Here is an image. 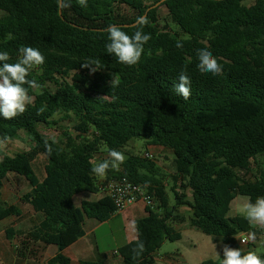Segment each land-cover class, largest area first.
<instances>
[{
  "label": "trees",
  "instance_id": "1",
  "mask_svg": "<svg viewBox=\"0 0 264 264\" xmlns=\"http://www.w3.org/2000/svg\"><path fill=\"white\" fill-rule=\"evenodd\" d=\"M160 1L88 0L83 9L72 0L61 16L57 0H0L5 13L0 19V52H8V62L15 63L18 49L31 46L46 58L28 77L40 85L29 89L34 99L28 110L13 120L0 116V137L15 141L23 133L33 144L14 156L0 152V222L23 218L19 206L2 199L10 174L27 181L30 190L20 201L42 218L33 227L6 231L9 240L19 239V257L39 244L55 247V256L46 264H71L62 252L84 236V221L103 223L117 212L106 195L80 206L74 197L101 191L91 169L102 147L122 152L134 139L173 153L172 192L176 205L191 199L183 205L192 212V228L213 237L222 249L225 244L243 249L236 236L259 234L245 217L229 215L237 196L250 197L253 203L264 196V170L252 176V163L264 158V0L249 5L247 0H166L151 9ZM119 6L135 16L123 19ZM161 7L180 34L160 25ZM145 14L148 24L143 31L151 39L140 62L132 67L119 63L106 52L107 27L117 25L132 35L136 26H122L135 24ZM201 48L218 59L220 75L200 73L196 50ZM87 60H98L100 69L82 67ZM182 70L191 78L188 100L173 91ZM113 75L119 82L111 86ZM57 114L62 115L60 121L71 116L77 120L78 136L65 132L54 142L39 131L40 125H57L53 119ZM46 140L51 155L46 153ZM122 177L145 186L155 205L146 207L147 217L135 222L137 239L118 254L122 264H153V254L165 241L181 240L175 226L184 219L174 214L177 207L170 205L153 162L130 155L119 170L107 172L103 183ZM138 240L145 247L134 258ZM259 256L264 260V253ZM222 259L221 250L218 260L202 264H221Z\"/></svg>",
  "mask_w": 264,
  "mask_h": 264
},
{
  "label": "clouds",
  "instance_id": "2",
  "mask_svg": "<svg viewBox=\"0 0 264 264\" xmlns=\"http://www.w3.org/2000/svg\"><path fill=\"white\" fill-rule=\"evenodd\" d=\"M75 2L83 9L88 7V0H75ZM57 5L62 11L71 7L72 0H57ZM147 24L148 19L146 17H137V30L132 35H129L117 25H109L106 29L108 33V42L105 45L106 52L113 55L121 64L129 67L137 65L144 54L145 45L151 39V34L143 31V27ZM9 38H11V34H9ZM177 47L182 48L183 45L178 43ZM18 53L17 62L9 63L8 61L11 59L9 53L6 51L0 52V116L5 120H13L23 115L28 110V106L33 103L34 98L29 94V89L38 88L40 85L34 79H28V77L32 70L42 66L46 59L38 48L31 46H21ZM196 55L199 61L197 68L201 74L220 75L222 73V66L209 49H197ZM81 66L90 69L92 72L100 69L98 60H87ZM118 82L116 76L113 75L110 81L111 86L118 84ZM173 91L184 100L191 97V78L185 71L182 70L178 74ZM45 110L46 106L41 107L38 109L37 115L43 114ZM8 140L7 135L0 137V146L5 145ZM45 149L48 155L52 154V147L47 140L45 141ZM108 157V159L98 162L92 167L93 174L104 177L109 170H119L126 160L124 153L116 149H109ZM236 210L238 213L242 211L245 219L250 224L264 226V196H258L254 203L250 197L245 198V202L238 205ZM236 238L241 245L249 241L254 242L255 233H249L245 238L238 236ZM144 247V243L138 240L136 248L132 250L134 258L143 253ZM222 251L221 264H264V260L255 251L244 253L241 247L234 248L227 244L223 245ZM217 255L219 256L218 253Z\"/></svg>",
  "mask_w": 264,
  "mask_h": 264
},
{
  "label": "rangeland",
  "instance_id": "3",
  "mask_svg": "<svg viewBox=\"0 0 264 264\" xmlns=\"http://www.w3.org/2000/svg\"><path fill=\"white\" fill-rule=\"evenodd\" d=\"M253 0H247L245 4L249 5ZM119 14L123 19L127 20L135 16L133 12L126 9L124 6H119ZM5 16V13L0 11V19ZM159 22L162 27L167 26L168 30L172 34H180L179 28L172 23L169 18V14L166 8L161 7L158 11ZM51 90H54V86H50ZM62 115L57 114L53 119L58 122L55 126H45L40 125L39 131L48 139L54 141H61L63 134L65 132L69 133L73 137L78 136L74 130V127L78 124L77 120L71 116L69 119L61 120ZM54 138V139H53ZM32 143L25 134L20 135V139L15 141H7L5 145L0 146V152L8 156H14L18 153L28 151L32 147ZM125 157L130 155L141 156L145 159V153H149L152 159H148L149 162H153L157 169L159 177L163 180L166 185V189L169 193L170 205L172 207H177L174 214L180 216L184 219L181 223L178 222L176 226V231L181 234V240L176 242L165 241L161 249L158 252L159 257H171L173 255H181L182 264H202L206 260H218L222 250V245L217 242L213 237L208 236L199 230L192 228L190 226V218L192 217V212L190 208L185 204L186 201H190V198L182 199V205H176L175 195L172 192L173 187V153L166 148H160L149 145L145 140L134 139L127 143L125 148L122 150ZM108 149L104 146L102 147V153L95 157V164L108 159ZM253 173L252 176L258 173L259 170H264V158L258 157L255 162L252 163ZM100 178V177H99ZM104 178V177H103ZM104 184V183H103ZM29 184L27 181L16 174H10L8 179L4 182V187L2 189L4 202L14 203L21 206L25 212L29 210V206L23 205L20 201L22 195L29 191ZM101 192L98 193H82L76 197L74 200L76 205L79 206V201H96L101 197ZM245 196H237V198L231 204L230 217L242 216L245 217L243 212H237V206L242 205L245 202ZM6 203V204H8ZM27 218V217H25ZM88 220V219H87ZM22 227L27 224V219H17L14 225ZM1 225L0 229L2 228ZM254 228L259 231L258 235H255V241H249L248 244L242 246L244 250L255 251L257 255L264 253V226H257L252 224ZM122 223L120 215H117L116 219H111L110 223L103 227V229L98 232V238H102L101 248H110L115 250L116 247L107 234L112 230L115 232V238H118V242L123 243L121 238ZM247 235V234H246ZM248 236V235H247ZM104 243V244H103ZM219 254V256L217 255Z\"/></svg>",
  "mask_w": 264,
  "mask_h": 264
},
{
  "label": "crops",
  "instance_id": "4",
  "mask_svg": "<svg viewBox=\"0 0 264 264\" xmlns=\"http://www.w3.org/2000/svg\"><path fill=\"white\" fill-rule=\"evenodd\" d=\"M104 181L105 179L103 177L99 178L100 192L102 194L101 197L105 195L102 188ZM78 195H76L74 198L76 199ZM82 202L83 201H79V204L81 205ZM8 205L19 206L14 203H8ZM19 207L22 210L23 219H27L26 225L22 227H18L16 224L14 225V222L17 220L15 217H9L0 222V227L1 225H4L0 229V264H46L49 259L55 256V247H42L39 244H33L29 248L30 251L26 253V257L22 258L17 255V249L20 246L19 239L15 238L9 240L6 236V231L10 228L15 230L30 228L34 225H37L42 220L41 216L36 214L31 208H29V210L26 212L27 214H25L23 208L21 206ZM117 215H120L123 226L120 238L123 243L118 242V238H115V232L111 230L107 234V237L112 240L116 249L111 250L110 248L106 247H103L102 249L100 246V244H102V238H98V232H100L104 226L108 225L111 219H116ZM145 217H147L146 206L143 203H136L129 206L122 212H116L108 221L103 223L98 222L95 219H86L83 225L84 236L66 248L62 253L64 256L70 259L71 264H79L82 261L104 262L105 264H122V259L118 254V250L126 244L137 239V232L134 224L137 220ZM181 259V255L179 254L173 255L171 257H159L158 252H156L153 254L151 260L153 264H182Z\"/></svg>",
  "mask_w": 264,
  "mask_h": 264
},
{
  "label": "built area",
  "instance_id": "5",
  "mask_svg": "<svg viewBox=\"0 0 264 264\" xmlns=\"http://www.w3.org/2000/svg\"><path fill=\"white\" fill-rule=\"evenodd\" d=\"M145 157L152 159L149 153H145ZM102 188L105 195L114 202L117 212H122L136 203H143L146 207L151 208L155 205L154 199L148 193L145 186L136 184L125 177L110 179L103 184ZM240 237L245 238L247 235L243 234ZM239 244L241 245L240 241ZM246 244H242L241 246Z\"/></svg>",
  "mask_w": 264,
  "mask_h": 264
},
{
  "label": "water",
  "instance_id": "6",
  "mask_svg": "<svg viewBox=\"0 0 264 264\" xmlns=\"http://www.w3.org/2000/svg\"><path fill=\"white\" fill-rule=\"evenodd\" d=\"M164 1H166V0H162V1H160L159 3H157L156 5H154L151 9H155V8H158ZM60 15L62 16V11L60 10ZM147 16V14H145L143 17H146ZM131 26H136V23L135 24H133V25H123L122 27H131Z\"/></svg>",
  "mask_w": 264,
  "mask_h": 264
}]
</instances>
